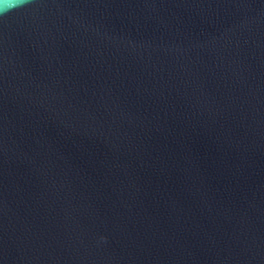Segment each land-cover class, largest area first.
<instances>
[{
	"label": "water",
	"instance_id": "95a60500",
	"mask_svg": "<svg viewBox=\"0 0 264 264\" xmlns=\"http://www.w3.org/2000/svg\"><path fill=\"white\" fill-rule=\"evenodd\" d=\"M14 2L0 264H264V0Z\"/></svg>",
	"mask_w": 264,
	"mask_h": 264
},
{
	"label": "clouds",
	"instance_id": "9594fccd",
	"mask_svg": "<svg viewBox=\"0 0 264 264\" xmlns=\"http://www.w3.org/2000/svg\"><path fill=\"white\" fill-rule=\"evenodd\" d=\"M22 6L21 3L14 2V0H0V15H6L15 8Z\"/></svg>",
	"mask_w": 264,
	"mask_h": 264
}]
</instances>
